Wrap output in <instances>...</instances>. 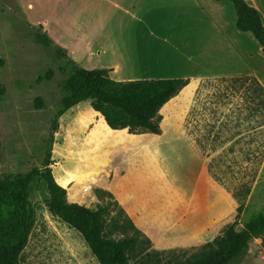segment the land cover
I'll use <instances>...</instances> for the list:
<instances>
[{
	"label": "rangeland",
	"instance_id": "obj_1",
	"mask_svg": "<svg viewBox=\"0 0 264 264\" xmlns=\"http://www.w3.org/2000/svg\"><path fill=\"white\" fill-rule=\"evenodd\" d=\"M84 1L0 0V177L50 169L68 187L70 203L89 209L110 204L106 235L118 240L132 233L119 228L124 214L118 201L114 198L120 207L97 197L95 185L106 176L102 149L154 141L156 148L146 158L155 166L158 182L165 183V196L173 200L172 216L188 225L204 223L208 231L200 243L187 247L157 249L150 240L151 245L143 244L131 255L130 264H178L197 254L240 205L237 229L263 212L264 109L249 113L244 89L232 93L230 80L209 79L190 83L164 106L158 136L112 132L93 110L87 117L80 108L64 118L60 131L61 118L75 107L62 112L66 81L78 69L105 67L96 52L117 43L84 38ZM38 32L50 39V46L36 40ZM110 75L121 78L115 70ZM190 112L200 114V128ZM89 124L94 129L86 136ZM198 135L201 148L195 142ZM29 201L33 222L19 264H99L82 235L51 214L47 185L38 177L30 184ZM231 264H264V236L253 239Z\"/></svg>",
	"mask_w": 264,
	"mask_h": 264
},
{
	"label": "crops",
	"instance_id": "obj_2",
	"mask_svg": "<svg viewBox=\"0 0 264 264\" xmlns=\"http://www.w3.org/2000/svg\"><path fill=\"white\" fill-rule=\"evenodd\" d=\"M92 1H84L86 18L81 33L84 38L110 39L107 45L117 39L118 44L98 49L96 54L107 62L100 69L117 71L119 81L184 79L196 86L209 79L252 76L263 86V47L251 33L238 31L229 0ZM244 1L258 11L264 26V0ZM84 103L61 118L60 131L64 118L74 115L75 109L80 108L87 117L93 112ZM94 114L100 120L102 115ZM102 120L110 131H123L110 129L103 116ZM93 129L89 124L84 134L89 136ZM153 143L104 145L106 176L95 186L114 196L155 248L196 245L208 229L204 223L188 225L172 216L173 200L165 196V183L158 182L157 170L146 158L156 148Z\"/></svg>",
	"mask_w": 264,
	"mask_h": 264
},
{
	"label": "trees",
	"instance_id": "obj_3",
	"mask_svg": "<svg viewBox=\"0 0 264 264\" xmlns=\"http://www.w3.org/2000/svg\"><path fill=\"white\" fill-rule=\"evenodd\" d=\"M234 6L240 32L251 33L261 47H264V26L258 11L244 0H229ZM36 40L50 46V39L40 32ZM59 54V52L57 51ZM237 77V76H236ZM229 78V79H228ZM220 79V78H219ZM230 80L229 90L238 93L245 90L246 109L253 113L255 108L264 109V87L252 76L224 77ZM250 82L253 86L244 87L241 83ZM184 79H147L132 81L114 80L107 69H78L66 81V97L63 99V111L80 103L91 101L95 113H100L112 130H126L130 134L161 133V110L188 85ZM225 99L226 97H219ZM101 116V120H102ZM190 118L200 128V114L190 112ZM103 122V120H102ZM104 127L107 128L103 122ZM200 133V129H198ZM241 135V134H240ZM195 142L201 148L200 135ZM218 148H212L217 152ZM224 154L225 150L221 151ZM1 156V155H0ZM42 179L49 193V211L71 228L77 230L99 264H130L131 255L138 253L143 244L151 245L150 239L136 228L132 220L119 206L114 197L101 189L97 197L112 200L124 214L119 228L131 232L121 239L106 235V217L110 213V204L97 205L95 209L81 206L80 202L67 200L68 187L58 181L50 169L33 171L14 179L0 177V264H19L20 256L28 243L32 228L33 210L29 201V187L34 178ZM67 190V191H66ZM248 192V191H247ZM78 203V204H77ZM242 213V205L232 218L212 231V239L178 264H231L248 249L253 239L264 236L263 212L251 218L242 229H237Z\"/></svg>",
	"mask_w": 264,
	"mask_h": 264
},
{
	"label": "water",
	"instance_id": "obj_4",
	"mask_svg": "<svg viewBox=\"0 0 264 264\" xmlns=\"http://www.w3.org/2000/svg\"><path fill=\"white\" fill-rule=\"evenodd\" d=\"M263 51H264V47H263Z\"/></svg>",
	"mask_w": 264,
	"mask_h": 264
}]
</instances>
